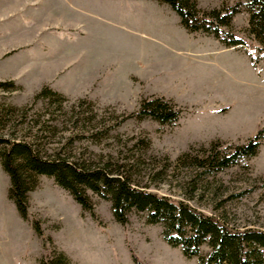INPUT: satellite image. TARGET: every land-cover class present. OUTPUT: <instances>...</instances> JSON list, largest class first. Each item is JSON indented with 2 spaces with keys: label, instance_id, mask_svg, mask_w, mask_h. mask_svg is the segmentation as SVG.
I'll return each instance as SVG.
<instances>
[{
  "label": "rangeland",
  "instance_id": "obj_1",
  "mask_svg": "<svg viewBox=\"0 0 264 264\" xmlns=\"http://www.w3.org/2000/svg\"><path fill=\"white\" fill-rule=\"evenodd\" d=\"M236 1L196 3L204 12ZM225 31L247 43L190 33L158 0H0V83L11 82L0 87V137L264 230V131L255 155L221 169L206 161L212 147L220 160L264 130V44L245 11ZM45 87L63 99L38 95ZM153 98L181 110L178 120L135 114ZM9 187L0 162V264H37L44 243L69 264H137L133 254L141 264H198L145 212L132 210L122 225L111 202L87 190L94 220L39 175L23 218Z\"/></svg>",
  "mask_w": 264,
  "mask_h": 264
},
{
  "label": "trees",
  "instance_id": "obj_2",
  "mask_svg": "<svg viewBox=\"0 0 264 264\" xmlns=\"http://www.w3.org/2000/svg\"><path fill=\"white\" fill-rule=\"evenodd\" d=\"M158 1L171 7L188 32L212 35L225 47L247 43L244 37L228 35L225 31L234 15L245 11L250 33L264 44V0H237L223 11L211 9L204 12L198 8L196 0ZM8 85L11 82L0 83V87ZM38 95L47 98L57 95L63 99V96L48 87L43 88ZM135 114L147 116L160 124H169L178 120L181 110L161 98H153L145 100ZM263 131L258 130L246 144L235 147L220 160L212 147L206 161L215 164V169H221L236 163L240 158L255 155ZM0 162L10 179L7 196L23 218L28 216V195L36 186L38 176L48 175L53 177L57 185L68 190L82 210L89 211L94 220H97V216L91 210L87 190L109 200L114 218L122 225L128 222L132 210L145 212L148 223L162 227V238L169 246L179 247L186 258L197 257L198 264H264V230L232 227L196 209L185 200L134 186L121 175L110 176L105 168H85L60 158L48 161L35 152L30 144L9 141L3 137H0ZM34 228L40 231L36 222ZM204 245L209 249L202 254ZM132 257L137 264H141L134 254ZM37 264L69 262L63 253L48 250L44 243V254Z\"/></svg>",
  "mask_w": 264,
  "mask_h": 264
}]
</instances>
